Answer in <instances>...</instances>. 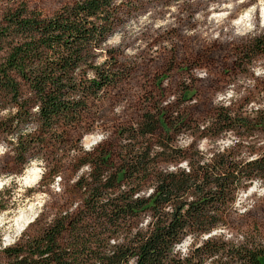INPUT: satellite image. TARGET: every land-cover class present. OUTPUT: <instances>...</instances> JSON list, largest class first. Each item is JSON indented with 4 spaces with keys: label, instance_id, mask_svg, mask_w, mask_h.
Segmentation results:
<instances>
[{
    "label": "clouds",
    "instance_id": "clouds-1",
    "mask_svg": "<svg viewBox=\"0 0 264 264\" xmlns=\"http://www.w3.org/2000/svg\"><path fill=\"white\" fill-rule=\"evenodd\" d=\"M92 2L0 0V264H264V0Z\"/></svg>",
    "mask_w": 264,
    "mask_h": 264
},
{
    "label": "trees",
    "instance_id": "trees-1",
    "mask_svg": "<svg viewBox=\"0 0 264 264\" xmlns=\"http://www.w3.org/2000/svg\"><path fill=\"white\" fill-rule=\"evenodd\" d=\"M97 6V3L95 0L89 5L90 9H94ZM111 26V25H109ZM65 32L73 33L74 35L69 36L67 40H64L62 35H59L54 38L55 41H60L65 44L66 47L69 48L70 54L67 58H64L61 60V63L64 65L62 69H60L61 72L66 73L69 68L71 67L73 63V57H75L76 53L79 51V44L77 41H85L90 35V33L76 25H66L63 29ZM45 44L49 43L48 41H44ZM51 83L56 87H59V85H56L55 79L52 78L51 72L48 70H45L41 73L40 78L34 80L33 87L36 88L37 91L42 92L43 87ZM0 86L13 88L15 85L9 83L7 85H3L2 82H0ZM48 107L45 110V118L47 119L49 116L55 114L56 111L60 109V105L57 103L56 99L54 97H47ZM155 125H150V129L153 128ZM193 212L196 211L194 208L192 210ZM180 221H177L174 223L169 231H175L178 227L181 226ZM160 230L158 229V232ZM165 233H159L156 236L153 237L151 241L147 245H145L142 249V260L141 264H159L160 257L163 255V250L161 248V245L163 244V236ZM155 250V252L153 251ZM252 264H257L256 260H253Z\"/></svg>",
    "mask_w": 264,
    "mask_h": 264
}]
</instances>
